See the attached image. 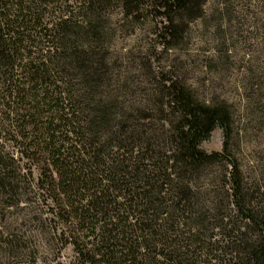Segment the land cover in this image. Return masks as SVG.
<instances>
[{
	"label": "trees",
	"instance_id": "16d2710c",
	"mask_svg": "<svg viewBox=\"0 0 264 264\" xmlns=\"http://www.w3.org/2000/svg\"><path fill=\"white\" fill-rule=\"evenodd\" d=\"M58 1L0 0V208L42 205L73 251L54 264H264V164L245 175L229 151L228 105L150 62L119 79L106 51L108 8L153 7L170 49L206 0Z\"/></svg>",
	"mask_w": 264,
	"mask_h": 264
},
{
	"label": "rangeland",
	"instance_id": "374dc122",
	"mask_svg": "<svg viewBox=\"0 0 264 264\" xmlns=\"http://www.w3.org/2000/svg\"><path fill=\"white\" fill-rule=\"evenodd\" d=\"M57 5L60 9L53 16L63 13L61 0ZM76 7L74 3V12ZM53 9H47L44 20L50 19ZM202 11L188 23L182 42L164 49L156 9L145 6L137 18H123L116 4L103 17L106 51L116 72L122 73L119 79L128 73H148L150 62L154 71L186 81L201 99L224 101L231 112L228 149L244 174L251 176L264 164V0H206ZM223 140L216 127L200 148L220 151ZM0 144L13 149L6 137ZM32 199L0 208V264L68 262L73 251L48 239L41 228L44 208Z\"/></svg>",
	"mask_w": 264,
	"mask_h": 264
}]
</instances>
